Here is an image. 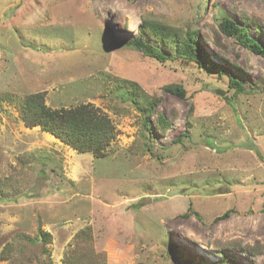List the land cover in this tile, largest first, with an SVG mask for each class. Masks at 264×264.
Masks as SVG:
<instances>
[{
    "label": "rangeland",
    "instance_id": "1",
    "mask_svg": "<svg viewBox=\"0 0 264 264\" xmlns=\"http://www.w3.org/2000/svg\"><path fill=\"white\" fill-rule=\"evenodd\" d=\"M226 18L264 46V0H0V264H45L48 252L63 264L70 245L87 264H264V59L219 31ZM145 20L198 31L245 92L165 48L160 63L126 46ZM121 80L158 101L149 131ZM38 93L53 110L108 116L105 157L27 128L19 102ZM39 230L51 243L30 242Z\"/></svg>",
    "mask_w": 264,
    "mask_h": 264
},
{
    "label": "trees",
    "instance_id": "2",
    "mask_svg": "<svg viewBox=\"0 0 264 264\" xmlns=\"http://www.w3.org/2000/svg\"><path fill=\"white\" fill-rule=\"evenodd\" d=\"M218 27L222 34L236 39L245 49L264 59V46L243 32V29L232 19H223ZM200 37V33L195 30L177 29L145 20L140 29V36L125 45L160 63L170 60V57L165 56L161 50L165 48L172 52L171 59L173 60L194 62L198 66L210 71H219L221 74H227L229 87L235 89V93H244L245 89L241 82L235 80L227 70L210 59L201 45ZM149 38H153L160 47L151 44L148 41ZM216 43L219 45L218 41ZM117 88L122 90L120 92L122 101L130 103L143 115L145 126L149 131L150 122L148 120L156 114L155 107L158 101L142 92L135 82L121 80L117 84ZM165 89L167 92L178 97L185 98L186 96L182 86L169 85ZM19 109L21 120L27 128L39 127L42 131L59 139L79 154L91 153L98 159L104 158L105 150L114 141L116 136L115 127L111 119L92 105H79L70 109L61 108L53 110L45 104L44 95L38 93L27 95L23 100H20ZM170 125L163 115H158L157 126L160 129L165 131ZM175 142L180 143V139L175 140ZM91 234L89 227L79 233V237H82L85 246L87 245L88 252L91 251ZM30 242H41L45 246L51 243V238L47 232L39 230L38 235L34 240L30 239ZM70 246L75 250L73 249L67 253L63 264H87L80 261L79 258L82 255L79 249L74 245ZM43 250L45 253L47 252V248L43 247ZM76 251L77 253H75ZM250 253L253 252L250 251ZM9 254L8 248L7 250H3L0 254V262L8 261L10 259ZM47 254L49 260H46L45 264H52L49 252ZM223 259L220 264H225V261L226 263L228 262L227 258ZM103 260L89 264H105Z\"/></svg>",
    "mask_w": 264,
    "mask_h": 264
},
{
    "label": "bare ground",
    "instance_id": "3",
    "mask_svg": "<svg viewBox=\"0 0 264 264\" xmlns=\"http://www.w3.org/2000/svg\"><path fill=\"white\" fill-rule=\"evenodd\" d=\"M57 139V138H56Z\"/></svg>",
    "mask_w": 264,
    "mask_h": 264
}]
</instances>
